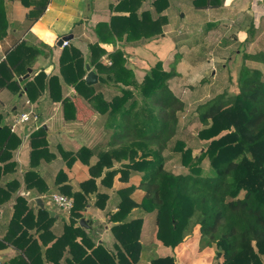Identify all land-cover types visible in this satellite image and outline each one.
<instances>
[{
	"label": "trees",
	"instance_id": "obj_1",
	"mask_svg": "<svg viewBox=\"0 0 264 264\" xmlns=\"http://www.w3.org/2000/svg\"><path fill=\"white\" fill-rule=\"evenodd\" d=\"M21 1L29 5V0ZM154 1L156 6L166 3ZM192 2L197 9L221 5V0ZM3 5L4 0H0V37L7 26ZM45 5L36 3V11L29 13L32 20L40 16ZM135 9L127 15L113 16L110 25L98 26V32L105 26L119 39L125 35L129 42L163 32L162 26L168 22L165 15L154 17L148 11L138 14ZM90 47L93 55L97 54L90 62L98 67L99 83L113 86L115 94L107 98L86 82V60L75 48L63 50L61 74L87 105L105 115V134L94 146L70 152L69 165L80 160L88 166L90 177L80 182L79 190L65 188L75 203L62 234L44 252L39 240L33 235L27 237L25 232L18 237L25 238V244L14 241L21 245L27 261L44 264L45 257L47 264H63L60 259L68 250L65 264H138L143 258L149 264H176L174 256H159L141 242L144 215L152 213L155 239L167 247L175 249L196 229L199 250L218 248L216 257L222 259L216 264H264V70L241 67L236 93L216 95L198 106L203 128L197 137L203 145L194 154L191 147L176 140L174 148L186 171L174 173L166 168L163 151L177 135L179 114L185 106L168 84L175 75L177 60L171 70H165L158 62L138 82L122 50L109 54L111 64L104 65L98 58L106 51L98 44ZM258 58L264 66V55ZM57 82L58 76L48 79L55 100L61 99L54 90ZM63 103L65 119L75 118L72 100L66 97ZM0 136L4 137L0 144V161L4 162L12 157L20 139L7 126L0 127ZM31 145L32 165L25 173L27 189L39 187L43 181L34 158L46 145L44 126L33 132ZM93 156L97 159L91 164ZM205 159L207 168L203 167ZM6 165L13 166L14 162ZM118 174L119 181L132 183L115 191L119 200L115 212L110 214L115 224L111 227L114 245L109 249L97 244L96 234L80 225L79 220L93 195L96 206L106 207L105 200L110 195L98 190L96 178L102 176V185L111 188ZM135 176L139 177L138 183L131 180ZM136 190L141 192L139 198L134 196ZM30 214L32 211L28 210L22 221ZM41 214L48 216L45 209H40L38 223ZM51 222L48 217L46 226L39 225L38 230H48Z\"/></svg>",
	"mask_w": 264,
	"mask_h": 264
},
{
	"label": "crops",
	"instance_id": "obj_2",
	"mask_svg": "<svg viewBox=\"0 0 264 264\" xmlns=\"http://www.w3.org/2000/svg\"><path fill=\"white\" fill-rule=\"evenodd\" d=\"M44 2V11L32 20L29 13L36 11V3ZM3 7L7 26L5 34L0 37V127L10 128L20 143L9 160L0 161V264H30L21 248L25 238L18 239L22 232L27 237L33 235L37 238L43 252L62 234L65 225L70 222L71 211L57 206L51 200V194L66 195L65 188L80 189V182L90 177L88 166L80 160L69 165L70 152L83 146L92 147L104 136L105 115L87 105L76 88L64 81L60 63L64 49L75 48L81 52L86 60L84 79L86 66L89 65L90 70L98 75L97 82L90 85H95L96 90L102 91L107 98L115 94L116 89L99 83L101 75L98 67L90 62L97 54L93 55L90 45L98 44L106 51L98 58L104 65L111 64L109 54L122 50L136 77L139 71V76L144 77L145 69L149 63H154L155 57L162 59L163 55L175 52L177 43L168 35L170 29L174 32L180 27L192 28L199 19L204 20V24L213 25L230 16L241 39L264 49V0H221L220 6L205 9L195 8L192 0H166L160 6H156L154 0H29V5L21 0H4ZM133 9L138 14L148 11L154 17L159 13L165 15L168 22L162 26L163 32L150 39L131 42L125 40V35L122 39L117 38L105 26L98 32L99 25H110L113 16L127 15ZM182 9L184 12L180 13ZM188 14L190 18H187ZM63 38L68 40V45L58 44ZM220 43L226 45L228 39L222 38ZM260 49L259 53L264 55ZM51 76L59 77L54 90L61 95V99L55 100L51 96L48 83ZM66 97L72 100L75 107V118L69 120L64 117L63 99ZM29 109L37 114L38 121L29 120L12 129L14 117ZM41 126L46 129V145L39 157L34 158V163L43 181L39 187L27 189L25 173L32 165L31 137ZM3 142L4 137L0 136V144ZM96 159V156L91 157V164ZM11 161L13 166L6 165ZM119 175L114 177L111 188L102 185V176L96 178L98 190L110 196L105 200L104 208L96 206V196H91L83 216L87 225L82 226L96 234L97 244L101 243L109 249L114 245L111 227L115 224L110 220V214L115 212L119 200L115 191L132 183L119 181ZM131 180L138 183L139 177H132ZM140 195L139 190L134 192L137 198ZM37 198L42 200V204L36 201ZM40 209H45L48 216L41 214L38 223ZM28 210L32 214L23 222ZM48 217L52 218L49 229L38 230L39 225L46 226ZM149 217H154V214L144 215V226ZM144 226L141 242L148 251H154V247L143 240ZM14 241L21 245H16ZM166 249L169 251L164 255H174L171 247ZM68 253V250L63 252L60 259L63 264ZM43 263L47 264L45 257ZM138 264H149V261L143 258Z\"/></svg>",
	"mask_w": 264,
	"mask_h": 264
},
{
	"label": "rangeland",
	"instance_id": "obj_3",
	"mask_svg": "<svg viewBox=\"0 0 264 264\" xmlns=\"http://www.w3.org/2000/svg\"><path fill=\"white\" fill-rule=\"evenodd\" d=\"M183 12L184 9L180 13ZM187 18H190V14ZM196 21L192 28L180 27L179 31L174 32L170 29L168 35L177 43L175 52L163 55L162 59L155 57L154 63H149L144 71L145 75L158 62H161L165 70H171L177 60L174 65L175 75L169 79L168 84L172 91L184 101L185 106L179 114L177 135L163 151L165 166L174 173L186 171L179 161L180 153L174 148L176 140L183 141L185 147H191L194 154H198L203 145L197 137L198 132L203 128L198 117V106L216 95L236 93L238 73L241 67L248 66L264 70L262 59L258 58L263 55L259 53L261 46L241 39L230 16L214 22L213 25L204 24L205 21L201 19ZM222 38L228 39L226 45L220 43ZM152 50L156 52V49ZM260 50L264 52V49ZM130 68L137 81L140 82L143 79L139 76L141 72H137L136 77L134 68ZM117 165L120 164L117 163ZM203 167H208L207 159L203 161ZM155 227L154 217H149L144 226L143 240L154 247L156 254L162 256L169 251L166 249L169 247H162V243L155 239ZM199 238L198 231L193 229L185 236L182 244L173 249L174 255L169 256L175 257L176 264H216L219 262L222 258L216 257L218 248L213 246L199 250Z\"/></svg>",
	"mask_w": 264,
	"mask_h": 264
},
{
	"label": "built area",
	"instance_id": "obj_4",
	"mask_svg": "<svg viewBox=\"0 0 264 264\" xmlns=\"http://www.w3.org/2000/svg\"><path fill=\"white\" fill-rule=\"evenodd\" d=\"M68 43H69L68 40L63 41V45H68ZM29 120H34L36 122L38 121L37 114L31 109L22 112L21 114L14 117L13 125L11 126V128L14 129L17 125L27 122ZM51 200L57 206H59L61 209L67 212H70L74 207V199L61 193L51 194Z\"/></svg>",
	"mask_w": 264,
	"mask_h": 264
},
{
	"label": "water",
	"instance_id": "obj_5",
	"mask_svg": "<svg viewBox=\"0 0 264 264\" xmlns=\"http://www.w3.org/2000/svg\"><path fill=\"white\" fill-rule=\"evenodd\" d=\"M64 40H65L64 38L61 39L58 44L61 45ZM86 70H87L86 81L89 84L97 82L98 75L94 71L90 70V66L89 65L86 66ZM36 201L38 203L42 204V200L40 198H37ZM80 224L81 225H85V226L87 225V222H86L85 218H81Z\"/></svg>",
	"mask_w": 264,
	"mask_h": 264
}]
</instances>
